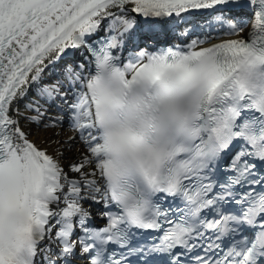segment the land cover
Masks as SVG:
<instances>
[{
	"label": "snow or ice",
	"instance_id": "6c2138e0",
	"mask_svg": "<svg viewBox=\"0 0 264 264\" xmlns=\"http://www.w3.org/2000/svg\"><path fill=\"white\" fill-rule=\"evenodd\" d=\"M134 254L264 264V0H0V264Z\"/></svg>",
	"mask_w": 264,
	"mask_h": 264
},
{
	"label": "bare ground",
	"instance_id": "6f19581e",
	"mask_svg": "<svg viewBox=\"0 0 264 264\" xmlns=\"http://www.w3.org/2000/svg\"><path fill=\"white\" fill-rule=\"evenodd\" d=\"M208 19H210V24L211 23H214V24H216L213 20H212V18L211 17H209V18H207V19H204L203 21H206V20H208ZM202 21V22H203ZM201 22V23H202ZM221 36H210V37H207V38H205V39H202V40H211V41H214V40H216V39H218V38H220ZM183 38H186V37H183ZM191 38L192 39H197L198 38V36H196V35H193V36H191ZM229 38H234V37H230L229 35H228V37L226 38V39H229ZM32 132H33V139H35V140H37L38 142L41 140V139H43V138H45V137H47V136H49V135H51V133H49V132H45V131H43V130H37V129H35V128H33L32 129ZM71 133L69 132V130L67 129V126L65 125V128L63 129V131L61 132V137H63L64 139H67V137L70 135ZM54 147V146H53ZM50 151L52 150V149H49ZM67 156H68V158H71V156H72V153H68L67 154ZM65 163H67V160L65 161ZM86 207H88V205L86 204L85 205ZM98 210V208H97V205H92L91 206V208H90V211L92 212V216H96L99 212L97 211ZM75 260L76 261H79V256H77L76 258H75Z\"/></svg>",
	"mask_w": 264,
	"mask_h": 264
}]
</instances>
